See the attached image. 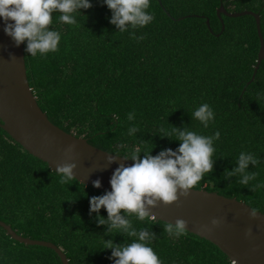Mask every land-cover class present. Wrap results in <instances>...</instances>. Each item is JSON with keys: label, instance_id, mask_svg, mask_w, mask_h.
Returning <instances> with one entry per match:
<instances>
[{"label": "trees", "instance_id": "trees-1", "mask_svg": "<svg viewBox=\"0 0 264 264\" xmlns=\"http://www.w3.org/2000/svg\"><path fill=\"white\" fill-rule=\"evenodd\" d=\"M92 4L76 15V25L54 15L52 28L61 32L59 51L35 57L25 51L30 85L49 119L121 155L136 147L152 149L153 155L177 149L181 141L163 136L175 126L204 135L219 131L214 171L195 188L235 197L264 212V187L251 188L264 184V60L256 68V18L217 13L221 4L229 12H258L264 36V0H151L148 11L154 20L134 30L143 40L131 37L133 29L120 32L111 23L104 0ZM203 103L215 113L208 128L191 115ZM133 111L136 118L130 122L127 115ZM132 123L140 131L128 136ZM242 151L260 161L249 165L248 171L258 173L249 186L240 185L239 177L224 178ZM59 181L48 163L0 126V219L23 236L54 242L69 264H114L112 249L103 248L105 240L130 243L132 238L106 235L107 225H99L97 213H90V198L106 191L78 180ZM99 215L106 218V209ZM130 219L135 228L155 232L151 246L163 264H235L194 233L174 238L164 232L162 220L152 225ZM0 264L63 263L54 249L15 240L0 225Z\"/></svg>", "mask_w": 264, "mask_h": 264}, {"label": "clouds", "instance_id": "clouds-1", "mask_svg": "<svg viewBox=\"0 0 264 264\" xmlns=\"http://www.w3.org/2000/svg\"><path fill=\"white\" fill-rule=\"evenodd\" d=\"M104 3L112 11L111 23L120 32L131 28L133 39H145L144 35L137 36L134 30L154 20V14L148 11L151 0H104ZM92 6V0H0V17L5 21L4 31L17 46L26 42L25 51L28 55L46 56L50 52L59 51L61 41V32L52 28L54 15L59 13V21L64 24L76 25V15ZM191 115L204 128L215 121L214 110L207 103L201 104ZM135 118L134 111L128 113L127 119L130 122L135 121ZM139 131V127L132 123L127 135L135 136ZM220 135L219 131L214 135H204L185 126H175L163 136L181 141L177 149L167 148L153 155L152 149L142 151L136 147L123 154L125 159H131L134 163H120L110 179L111 190L90 198V213H97L99 225H107L106 235L123 234L132 238L130 243L104 239L103 248L112 249L110 258L114 264H163L151 246V241L156 237L155 232L148 228H135L130 217L134 216L139 221H148L153 225L157 223L158 217L152 208L158 207L161 202L165 206L173 203L180 206L181 197L187 198L191 190L214 171L217 159L215 141L220 139ZM74 149L75 145H69L65 154L70 156ZM142 152L145 153L143 157ZM114 153L107 155L108 163L116 162L121 155L119 151ZM236 162L235 168L225 170L224 178L239 177L240 185L249 186L250 181L258 176L257 172L248 171L249 165H258V157L242 151ZM77 167V163L71 159L57 164L55 170L60 176L59 182L68 184L77 180L74 171ZM93 185L99 188L101 180H94ZM260 187H264V184L251 185L253 190ZM102 208L107 211L106 218L99 215ZM249 215L253 219L259 218L256 208H251ZM221 223L219 217L211 219L214 227ZM162 225L164 232L174 238L187 235L189 229L188 221L183 218H177L175 222L164 221ZM251 234L252 229L248 228L246 235Z\"/></svg>", "mask_w": 264, "mask_h": 264}, {"label": "water", "instance_id": "water-1", "mask_svg": "<svg viewBox=\"0 0 264 264\" xmlns=\"http://www.w3.org/2000/svg\"><path fill=\"white\" fill-rule=\"evenodd\" d=\"M218 15L237 17L244 14L256 18L260 37V48L256 68L264 60V36L261 17L253 10L229 12L222 4ZM210 24L209 19H207ZM5 21L0 17V126L29 153L48 163L54 171L57 164L71 159L77 163L74 170L77 180L89 186L101 180L97 189L110 191V179L120 163L130 165L131 159L120 155L116 162L108 163L107 150L91 144L87 138L67 132L54 124L41 108L30 85L26 60L25 43L16 45L5 31ZM15 58H12V56ZM69 145H75L70 156L65 154ZM182 204L165 206L162 202L152 208L159 220L175 222L177 218L188 221V231L217 245L235 264H264V212L258 211V219L250 217L251 207L235 197H228L205 188H194ZM219 217L218 227L211 225V219ZM0 225L20 242L42 245L54 249L63 264H69L65 252L54 242L34 239L17 233L13 227L0 219ZM252 229L251 236L246 235ZM211 229V230H209Z\"/></svg>", "mask_w": 264, "mask_h": 264}]
</instances>
